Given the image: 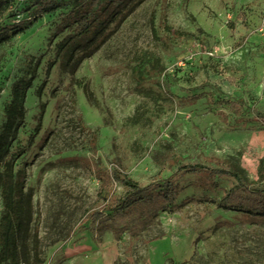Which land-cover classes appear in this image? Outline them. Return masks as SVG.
<instances>
[{
	"label": "rangeland",
	"instance_id": "obj_1",
	"mask_svg": "<svg viewBox=\"0 0 264 264\" xmlns=\"http://www.w3.org/2000/svg\"><path fill=\"white\" fill-rule=\"evenodd\" d=\"M32 2L15 0L0 27L27 18ZM70 8L43 14L0 45V128L13 82L37 63L11 151L34 191L44 264H264V223L209 202L163 212L121 239L98 234L87 217L100 206L97 169L119 167L146 184L183 163L219 158L258 178L264 125L248 107L264 112V0H144L75 73L56 47ZM240 98L247 106L235 111L230 103ZM214 180L219 187L178 175L179 201L221 197L231 181ZM223 221L232 224L214 230Z\"/></svg>",
	"mask_w": 264,
	"mask_h": 264
},
{
	"label": "trees",
	"instance_id": "obj_2",
	"mask_svg": "<svg viewBox=\"0 0 264 264\" xmlns=\"http://www.w3.org/2000/svg\"><path fill=\"white\" fill-rule=\"evenodd\" d=\"M144 0H33V10L28 17L9 22L0 27V45L28 28L35 20L46 13L71 4L63 13L57 31L68 33L56 43L57 54L75 73L84 59L97 52L121 27L124 21ZM15 0H0V17L10 11ZM189 35V34H188ZM37 63L30 65L27 73L13 82L11 99L5 107V120L0 128V264H44L41 253V239L34 227V191L27 186V170L16 166L11 145L17 138L19 129L26 117L25 101L28 90L37 77ZM84 93L94 105L97 98L89 84H84ZM42 95V85L38 90ZM235 111L247 106L243 99L230 103ZM46 105L41 104L42 112ZM264 125V112L248 107ZM214 164L188 162L165 179H154L143 184L122 168L115 167L111 172L95 170L100 180L97 199L100 206L87 210V217L94 230L102 235L110 231L116 239L127 232L139 235L154 224L163 212H174L190 201H205L225 210L241 212L251 223H264V163L258 169V178L251 179L240 165L213 158ZM191 174L204 178L212 187H219L214 178H227L230 187L222 188L219 198L204 196L191 197L179 201L182 190L177 181L178 175ZM113 183L123 188L116 193ZM230 221L218 222L217 230Z\"/></svg>",
	"mask_w": 264,
	"mask_h": 264
}]
</instances>
